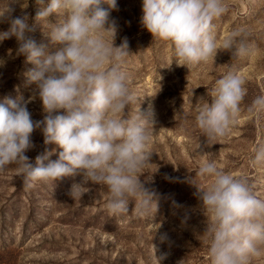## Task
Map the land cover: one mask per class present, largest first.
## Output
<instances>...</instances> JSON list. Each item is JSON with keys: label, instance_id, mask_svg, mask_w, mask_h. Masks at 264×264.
I'll list each match as a JSON object with an SVG mask.
<instances>
[{"label": "clouds", "instance_id": "9594fccd", "mask_svg": "<svg viewBox=\"0 0 264 264\" xmlns=\"http://www.w3.org/2000/svg\"><path fill=\"white\" fill-rule=\"evenodd\" d=\"M35 5L38 10L31 18L24 11L25 0H0V24L8 25L0 30V42L14 38L12 58L23 56L33 65L25 76L34 86L27 99L22 94L0 98V173L15 165L26 189L80 176L81 182L72 187L106 186V208L112 215L128 213L135 200L136 214H151L154 221L160 198L145 187L141 176L153 154L149 145L156 130L155 114L151 106L141 111L140 97L130 90L125 71L129 42L124 37L115 43L119 29L111 16L119 11L117 0H35ZM17 6L21 13L14 15ZM227 10L224 0H141L140 23L152 38L170 45L174 58L169 66L189 69L209 60L214 63L218 52L231 58L249 54L245 30L232 31L217 43L213 22ZM37 25L44 29L51 49L34 39ZM6 62L0 58V67ZM244 85L240 75L227 72L216 81L211 102L199 108L196 125L207 145L226 136L234 125L246 95ZM36 99L41 120H33L28 110ZM136 104L129 115V107ZM249 110L264 114V96H257ZM37 130L45 145L56 147L33 162L26 153L35 147L32 134ZM53 154L57 159H50ZM252 164L264 166V145L254 149ZM196 174L210 178L206 189L196 187L195 195L210 214L205 230L211 264H251L264 254V199L254 194L246 177L225 172L211 159ZM158 241L163 244L169 237L161 233ZM152 250L161 264L167 253L157 256L160 249L154 243Z\"/></svg>", "mask_w": 264, "mask_h": 264}, {"label": "rangeland", "instance_id": "374dc122", "mask_svg": "<svg viewBox=\"0 0 264 264\" xmlns=\"http://www.w3.org/2000/svg\"><path fill=\"white\" fill-rule=\"evenodd\" d=\"M26 2L24 11L34 18L35 0ZM224 3L227 12L213 22L217 43L232 31L245 30L249 54L231 58L218 52L214 63L209 60L189 69L169 66L174 58L170 45L143 29L141 0H117L119 11L111 13L119 29L115 43L124 37L129 42L125 71L130 90L140 97L141 111L151 106L155 114L156 130L149 145L153 154L141 176L145 187L160 198L154 221L151 214H136L135 200L128 213L112 215L106 208V186L72 187L81 182L80 176L26 189L12 165L0 173V264H157L152 243L159 245L157 256L167 253L161 264H211L205 230L210 214L195 195L197 188H207L210 178L196 174L199 166L211 159L225 172L246 177L254 194L264 199V166L252 164L254 149L264 145V114L249 110L257 96H264V0ZM20 13L17 6L14 15ZM7 27L0 24V30ZM33 36L38 44L52 48L42 26L37 25ZM16 47L14 38L0 42V58L7 61L0 67V98L22 94L27 99L33 94L34 86L25 76L33 65L23 56L12 58ZM229 71L245 80L246 95L234 125L209 146L195 117L214 98L216 81ZM136 107H129V115ZM28 110L33 120L43 118L39 99L29 103ZM32 140L35 147L26 155L33 162L38 154L56 147L45 145L39 130ZM161 233L167 234L168 242L159 244ZM251 264H264V254Z\"/></svg>", "mask_w": 264, "mask_h": 264}]
</instances>
